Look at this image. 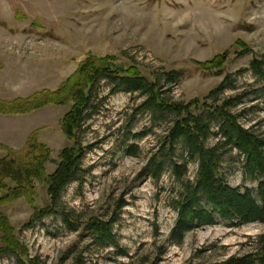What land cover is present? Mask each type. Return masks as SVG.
I'll return each instance as SVG.
<instances>
[{"label": "rangeland", "instance_id": "374dc122", "mask_svg": "<svg viewBox=\"0 0 264 264\" xmlns=\"http://www.w3.org/2000/svg\"><path fill=\"white\" fill-rule=\"evenodd\" d=\"M239 42L253 53L240 56ZM89 52L114 55L148 76L151 69L182 70L183 79L172 91L182 102L207 96L233 74L234 85L224 96L239 95L242 101L234 112L240 121L264 130V78L249 70L255 54L264 58V0H0V98L58 87ZM226 52L221 70L201 67ZM98 93L99 110L78 135L87 149L81 177L58 202L79 229L73 231L57 213L24 227L35 209L50 203L42 182H36L33 204L19 198L0 206L28 258L40 264H213L263 246L264 224L258 222L231 227L221 221L188 232L180 245L171 243L178 184L170 172L159 181L142 173L167 124L152 123L149 112L139 111L143 98L136 94H109L106 81ZM68 109L48 105L30 117L6 115L11 117L0 118V140L23 148L26 135L21 132L33 123L34 130L41 129L39 141L52 150L46 170L53 172L60 151L72 144L60 127ZM148 128L154 133L138 140ZM132 145L136 155L127 151ZM228 160V181L242 185L237 152ZM197 168L190 164L191 180ZM95 217L115 220L116 246L102 247L85 230ZM0 264L19 263L15 255L5 254Z\"/></svg>", "mask_w": 264, "mask_h": 264}, {"label": "trees", "instance_id": "16d2710c", "mask_svg": "<svg viewBox=\"0 0 264 264\" xmlns=\"http://www.w3.org/2000/svg\"><path fill=\"white\" fill-rule=\"evenodd\" d=\"M239 43L243 47L240 56L253 53L249 46ZM228 57L226 52L200 65L206 71L221 70ZM249 70L263 79L264 58L255 54ZM183 76L184 72L178 69L162 73L151 69L148 76L136 64L126 65L114 55L89 52L58 87L44 88L11 100L0 98V115L31 114L48 105L69 106L60 127L72 142L60 151L56 168L49 173L46 165L52 150L39 141L40 128L30 134L21 149L0 143V150L5 153L0 156V206L19 198L33 204L36 182H42L47 186L50 203L47 207L35 209L24 227L31 228L57 213L63 215V221L73 231L79 229L70 214L58 208V202L67 188L81 177L87 149L78 135L98 112L99 86L106 81L110 86L109 94L119 91L136 94L143 98L138 105L139 111L149 112L152 123L162 121L167 124L142 173L159 181L164 173L170 172L178 184L177 195L172 200L178 216L170 233L171 243L180 245L188 232L221 221L231 227L254 222L264 224V130L240 121L239 114L234 112L242 101L239 95L224 96L234 85L233 74H227L207 96L188 102L172 97L173 88ZM152 133V128H148L136 137L140 140ZM136 150L137 147L132 145L127 151L136 155ZM235 151L241 160L244 181L238 186L231 185L227 176L230 170L228 159ZM191 163L198 164L192 180L189 178ZM247 182L256 186H247ZM114 224V219L95 217L88 221L85 230L92 233L102 247L116 246ZM0 232V257L13 254L19 264H40L26 256L14 227L1 212ZM260 247L254 252L232 255L213 264H264V244Z\"/></svg>", "mask_w": 264, "mask_h": 264}, {"label": "crops", "instance_id": "0c3cea01", "mask_svg": "<svg viewBox=\"0 0 264 264\" xmlns=\"http://www.w3.org/2000/svg\"><path fill=\"white\" fill-rule=\"evenodd\" d=\"M44 108V107H43ZM43 108H41V109H43ZM38 110H40V109H38ZM38 110H36V111H38ZM35 111V112H36ZM35 112H33V113H35ZM33 113H31V114H28V115H25V116H13V117H15V118H20V117H30L31 115H33ZM7 117H11V116H6V115H0V118H7ZM35 126L36 125H34L33 123H31V125H30V129H26L25 131H22L21 133L22 134H25L26 136H25V139H24V144H25V142H26V139H27V137L31 134V132H33V130H34V128H35ZM0 143H4L2 140H0ZM6 144V143H5ZM14 146V145H13ZM16 147V146H15Z\"/></svg>", "mask_w": 264, "mask_h": 264}]
</instances>
